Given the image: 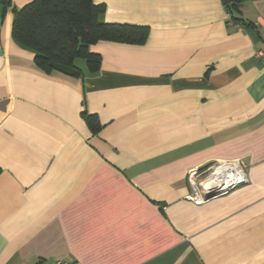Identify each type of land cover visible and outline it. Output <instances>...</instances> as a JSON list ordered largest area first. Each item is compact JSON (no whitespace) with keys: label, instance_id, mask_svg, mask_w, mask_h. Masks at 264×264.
Here are the masks:
<instances>
[{"label":"crops","instance_id":"obj_1","mask_svg":"<svg viewBox=\"0 0 264 264\" xmlns=\"http://www.w3.org/2000/svg\"><path fill=\"white\" fill-rule=\"evenodd\" d=\"M0 3V264H264V0H92L144 44L100 41L99 69L45 71ZM100 126L91 131L85 115ZM247 181L200 204L188 178Z\"/></svg>","mask_w":264,"mask_h":264},{"label":"trees","instance_id":"obj_2","mask_svg":"<svg viewBox=\"0 0 264 264\" xmlns=\"http://www.w3.org/2000/svg\"><path fill=\"white\" fill-rule=\"evenodd\" d=\"M243 0H222L228 19L234 24L249 27L235 16ZM5 10L8 0H0ZM105 12L104 5H95L92 0H32L21 8L12 9L11 36L24 49L34 53V62L51 71L49 62L74 69L69 76H82L76 66L83 60L88 74L98 71L100 57L89 52V46L100 42L142 45L148 36L143 26L108 24L99 20ZM91 131L100 126L93 115H85Z\"/></svg>","mask_w":264,"mask_h":264},{"label":"built area","instance_id":"obj_3","mask_svg":"<svg viewBox=\"0 0 264 264\" xmlns=\"http://www.w3.org/2000/svg\"><path fill=\"white\" fill-rule=\"evenodd\" d=\"M227 19L230 18L229 14H226ZM254 56L256 59L264 62V51L263 50H257L254 53ZM264 83V79H263ZM209 171H211V174L208 178H206L203 182L202 188L199 191L197 189V186L194 181V177H200L201 173L200 170L194 171L190 174L188 178L189 185L193 188L192 195H188L186 198L187 200H190L194 202L195 204H200L203 200V196L207 195L210 192L214 191H225L229 187H232L239 183H245L246 182V174L243 170V168L240 166L237 162H218L210 165ZM200 173V174H199ZM237 176H236V175ZM235 175V176H234ZM229 176H234L235 180L232 183H225L227 178ZM213 179H216L213 181ZM199 191V192H198ZM56 264H77L76 262H66L62 259H59L56 261Z\"/></svg>","mask_w":264,"mask_h":264},{"label":"water","instance_id":"obj_4","mask_svg":"<svg viewBox=\"0 0 264 264\" xmlns=\"http://www.w3.org/2000/svg\"><path fill=\"white\" fill-rule=\"evenodd\" d=\"M49 67L52 68L53 70L55 71H58L60 73H63V74H66V75H71L73 72H74V69L73 68H70V67H67V66H63V65H60V64H56L54 62H49L48 63ZM244 183H239V184H236L232 187H229L228 189H226L225 191H214V192H210L208 193V195L206 196V199H209L210 197H214V196H218V195H221V194H224V193H227L229 192L230 190L242 185Z\"/></svg>","mask_w":264,"mask_h":264},{"label":"rangeland","instance_id":"obj_5","mask_svg":"<svg viewBox=\"0 0 264 264\" xmlns=\"http://www.w3.org/2000/svg\"><path fill=\"white\" fill-rule=\"evenodd\" d=\"M82 62H83V60H81ZM76 66H78V64L76 65ZM209 167H210V165H208V166H206V167H204V168H202V169H200V171H201V175H200V177H194V181H195V184H194V186L196 185L197 186V189L200 191L201 190V188H202V185H203V183L205 182L204 180L206 179V178H208L209 176H210V174H211V171H209ZM200 174V173H199ZM204 181V182H203ZM246 181H247V177H246ZM188 184H189V182H188ZM189 187H190V189H191V192H190V195H192V193H193V188L194 187H191L190 185H189ZM195 189V188H194ZM233 190V189H232ZM198 191V192H199ZM231 191V190H230ZM225 194V193H224ZM208 195V194H207ZM207 195H204L203 196V200H202V202L201 203H203L204 201H206V200H208V199H206V196ZM221 195H223V194H221ZM218 196H220V195H218ZM214 197H217V195L216 196H214ZM211 198H213V197H210L209 199H211Z\"/></svg>","mask_w":264,"mask_h":264},{"label":"bare ground","instance_id":"obj_6","mask_svg":"<svg viewBox=\"0 0 264 264\" xmlns=\"http://www.w3.org/2000/svg\"><path fill=\"white\" fill-rule=\"evenodd\" d=\"M236 175V174H235ZM234 175V176H235ZM234 176H229L228 178H227V180L225 181V183L227 182V183H232L234 180H235V177ZM237 176V175H236ZM216 179H213V181H215Z\"/></svg>","mask_w":264,"mask_h":264}]
</instances>
